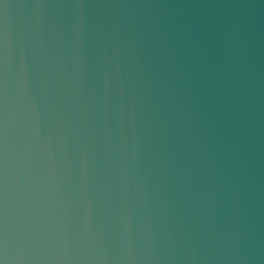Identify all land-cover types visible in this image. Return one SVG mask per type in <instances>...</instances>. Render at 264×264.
<instances>
[{
	"label": "water",
	"instance_id": "95a60500",
	"mask_svg": "<svg viewBox=\"0 0 264 264\" xmlns=\"http://www.w3.org/2000/svg\"><path fill=\"white\" fill-rule=\"evenodd\" d=\"M0 264H264V0H0Z\"/></svg>",
	"mask_w": 264,
	"mask_h": 264
}]
</instances>
